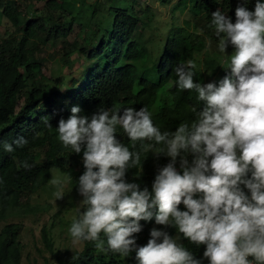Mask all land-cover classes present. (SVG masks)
<instances>
[{
	"label": "clouds",
	"instance_id": "1",
	"mask_svg": "<svg viewBox=\"0 0 264 264\" xmlns=\"http://www.w3.org/2000/svg\"><path fill=\"white\" fill-rule=\"evenodd\" d=\"M248 2L239 0L234 23L219 9L211 14L209 27L226 57L222 67L230 69L218 85L196 82L191 60L174 69L177 88L195 91L204 102L203 110L192 108V121L162 132L144 107L100 109L89 118L80 115L79 106L59 120V142L83 152L85 168L78 180L85 210L69 228L73 245L92 243L122 257L135 251L138 264H202L180 243L183 238L205 246L208 264H264V2L256 0L251 11ZM118 127L133 148L139 142L144 152L170 158L158 169L151 192L127 182L128 169L140 168L142 153L117 139ZM27 143L23 136L0 141L9 153ZM50 182L56 200L62 199L65 185ZM153 218L178 235L154 227L147 244L137 247L139 222Z\"/></svg>",
	"mask_w": 264,
	"mask_h": 264
},
{
	"label": "trees",
	"instance_id": "2",
	"mask_svg": "<svg viewBox=\"0 0 264 264\" xmlns=\"http://www.w3.org/2000/svg\"><path fill=\"white\" fill-rule=\"evenodd\" d=\"M191 1L202 17L203 34L209 39L215 37L214 29L209 25L211 14L217 9L235 22V9L239 0ZM3 2L8 4L0 5L1 15L10 26L20 29V35L16 40L0 42V141L12 143L17 137L23 136L28 143L10 153L4 151L0 145V208L16 205L20 198L43 186L47 182L50 168L66 172L64 167L68 166L69 160L77 156L70 148H64L57 138L59 119L55 110L66 115L73 106H79L80 115L89 118L100 109L122 110L133 107L139 110L144 107L151 112L157 93L168 83H171V106H162L156 114H152L154 125L162 132H174L183 120L190 122L195 119L192 108L203 110L204 102L197 100L195 91L179 90L175 83L177 77L174 69L178 63L193 61L196 53V41L182 35L181 29L166 39L157 62L151 67L152 70L139 72L137 62L146 57L147 50L136 34L140 19L133 13L131 1L126 0L123 4L125 6L111 8L110 27L107 30L88 28L83 31L79 40L71 43L62 41L64 63L70 67L74 61L69 58L75 56L84 61V67H80L78 77L70 79L61 92L42 76L43 63L34 49L49 39H65L70 32V24L64 27L63 23L51 22L45 28L41 21H26L20 26V13L16 7L19 4L8 0ZM63 2L64 0L61 3ZM50 3L54 5L56 0L45 1L46 5ZM255 3L256 0H249L246 7L250 11L254 10ZM32 41H35V47L26 52L25 45ZM194 72V80L200 83L199 71L195 69ZM135 85L139 87L136 92ZM117 139L132 151L143 149L139 142L133 148L132 142L119 127ZM40 156L44 159L41 162ZM188 158L192 159L191 156ZM25 161L29 165L27 169L22 167ZM148 168L149 165L145 161L141 162L140 168H129L126 174L127 182L139 184L141 190L147 187L151 192L158 171ZM84 171V167L79 168L80 176ZM72 174L70 172V178L75 176ZM245 191L247 192L246 189ZM179 209L186 210L183 204ZM155 211L154 209V214ZM139 223L142 231L134 234L137 247L147 244L155 219ZM161 230L167 231L171 236L178 235L174 227L163 226ZM16 234L17 229L10 226L0 230V264L17 258L14 242ZM42 240L44 247L50 251V245L44 235ZM180 243L197 259H201L202 264H208V260L203 258L205 246L196 247L183 238ZM96 252L94 244H81V250L67 264H138L135 251L126 257L109 251H104V254Z\"/></svg>",
	"mask_w": 264,
	"mask_h": 264
},
{
	"label": "rangeland",
	"instance_id": "3",
	"mask_svg": "<svg viewBox=\"0 0 264 264\" xmlns=\"http://www.w3.org/2000/svg\"><path fill=\"white\" fill-rule=\"evenodd\" d=\"M45 1L32 0L29 3H18L19 5L13 6L18 7L20 26L26 21H41L45 28L51 22L63 23L64 27L70 24V32L65 39L61 37L49 39L34 49L43 63L42 76L61 92L70 79L78 77L80 67H84V61L75 56L69 58L74 61L70 67L64 63L65 59L61 52L62 41L65 40L68 43L77 41L82 37L83 31L88 28L97 27L107 30L110 27L111 8L125 6L123 4L126 0H64L63 3H61L62 0H56L54 5L52 3L46 5ZM127 1L132 2L133 13H136L140 19L136 34L139 36V42L147 50L146 57L137 62L139 72L152 70L151 67L157 62L166 39L179 29L182 30V35L196 41L193 62L200 73L201 84L215 82L218 85L230 72V69L224 68L226 57L219 52L216 37L209 39L203 34L202 17L193 7L191 0ZM7 4L3 0L0 1L2 6ZM19 35L20 29L10 26L0 11V42L16 40ZM35 44V41L27 43L24 47L25 51L33 49ZM233 52L234 48L229 46L226 55L230 56ZM170 87L171 83H168L157 93L151 114H156L162 106H171ZM138 89L139 87L135 85L134 92ZM55 111L59 120L62 118L66 120L71 115V111H68L66 115L64 112ZM140 152L142 163L145 161L149 165L148 169L155 171L164 167L170 160L166 155L158 154L154 150L144 152L141 149ZM43 160V156H40V162ZM189 161H191L190 158ZM81 167L84 165L83 154L80 153L71 161L69 160L68 166L64 167L66 172L50 168L47 182L43 186L20 198L16 205L0 208V230L6 226L17 229L14 239L17 258H11L4 264H67L81 250V245L72 244L69 233L72 222L78 218V211L82 213L85 210L81 206L83 197L78 192L80 177L78 170ZM177 168L179 170V163ZM70 172L75 176L70 178ZM53 178L65 185V195L60 200H56L53 195L56 191V186L50 182ZM153 227L161 230L163 226L153 224ZM42 235L50 245V251L44 247ZM105 247H107L106 241ZM96 253L104 254L105 252L97 249Z\"/></svg>",
	"mask_w": 264,
	"mask_h": 264
},
{
	"label": "built area",
	"instance_id": "4",
	"mask_svg": "<svg viewBox=\"0 0 264 264\" xmlns=\"http://www.w3.org/2000/svg\"><path fill=\"white\" fill-rule=\"evenodd\" d=\"M8 1L13 2V3H29L32 0H8Z\"/></svg>",
	"mask_w": 264,
	"mask_h": 264
}]
</instances>
